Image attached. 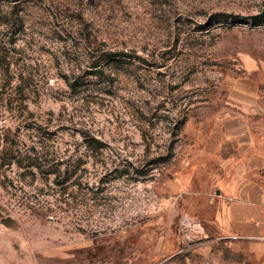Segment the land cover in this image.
<instances>
[{"label": "rangeland", "instance_id": "1", "mask_svg": "<svg viewBox=\"0 0 264 264\" xmlns=\"http://www.w3.org/2000/svg\"><path fill=\"white\" fill-rule=\"evenodd\" d=\"M254 16L264 0H0V264H264L202 192L206 140L264 104Z\"/></svg>", "mask_w": 264, "mask_h": 264}, {"label": "crops", "instance_id": "2", "mask_svg": "<svg viewBox=\"0 0 264 264\" xmlns=\"http://www.w3.org/2000/svg\"><path fill=\"white\" fill-rule=\"evenodd\" d=\"M251 114L206 140L202 192L215 208L206 222L221 238L264 247V104Z\"/></svg>", "mask_w": 264, "mask_h": 264}, {"label": "built area", "instance_id": "3", "mask_svg": "<svg viewBox=\"0 0 264 264\" xmlns=\"http://www.w3.org/2000/svg\"><path fill=\"white\" fill-rule=\"evenodd\" d=\"M179 234L184 246L190 248L194 245L198 236L204 234V230L193 218L184 215L179 221Z\"/></svg>", "mask_w": 264, "mask_h": 264}, {"label": "trees", "instance_id": "4", "mask_svg": "<svg viewBox=\"0 0 264 264\" xmlns=\"http://www.w3.org/2000/svg\"><path fill=\"white\" fill-rule=\"evenodd\" d=\"M226 17L225 15H222V14H214L209 20H210V26L213 25H219L221 23H224L226 21ZM251 20L253 21V23H255V25H261V23L264 22V20H261V17L260 16H254L251 18ZM118 55L116 53H111V54H108L106 57L108 60L112 61V63H119L117 60H116V57ZM97 66H94V68H96ZM36 167V166H34ZM75 172V169H73L72 173ZM54 172H48V174H52ZM69 179V177L67 178V180ZM65 182L64 181H61V182H58L57 185L58 186H62ZM67 192V188H61V190L59 191V196H62L64 195L65 193ZM60 202V201H59Z\"/></svg>", "mask_w": 264, "mask_h": 264}]
</instances>
